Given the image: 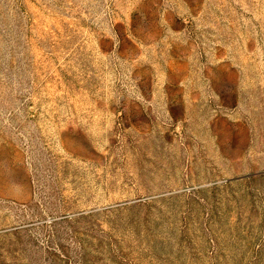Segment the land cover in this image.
<instances>
[{
    "label": "rangeland",
    "instance_id": "374dc122",
    "mask_svg": "<svg viewBox=\"0 0 264 264\" xmlns=\"http://www.w3.org/2000/svg\"><path fill=\"white\" fill-rule=\"evenodd\" d=\"M0 264H264V0H0Z\"/></svg>",
    "mask_w": 264,
    "mask_h": 264
}]
</instances>
